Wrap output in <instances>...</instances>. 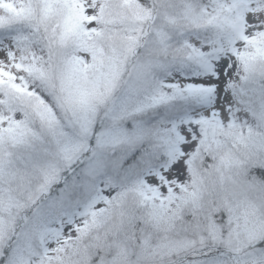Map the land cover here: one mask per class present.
Segmentation results:
<instances>
[{
  "label": "snow or ice",
  "instance_id": "obj_1",
  "mask_svg": "<svg viewBox=\"0 0 264 264\" xmlns=\"http://www.w3.org/2000/svg\"><path fill=\"white\" fill-rule=\"evenodd\" d=\"M0 264H264V0H0Z\"/></svg>",
  "mask_w": 264,
  "mask_h": 264
}]
</instances>
